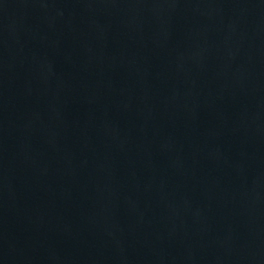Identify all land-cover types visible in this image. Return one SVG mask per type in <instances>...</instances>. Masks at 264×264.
Segmentation results:
<instances>
[{
	"label": "water",
	"instance_id": "95a60500",
	"mask_svg": "<svg viewBox=\"0 0 264 264\" xmlns=\"http://www.w3.org/2000/svg\"><path fill=\"white\" fill-rule=\"evenodd\" d=\"M0 264H264V0H0Z\"/></svg>",
	"mask_w": 264,
	"mask_h": 264
}]
</instances>
